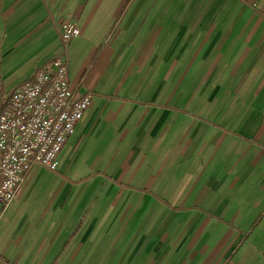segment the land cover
Listing matches in <instances>:
<instances>
[{
    "label": "crops",
    "instance_id": "0c3cea01",
    "mask_svg": "<svg viewBox=\"0 0 264 264\" xmlns=\"http://www.w3.org/2000/svg\"><path fill=\"white\" fill-rule=\"evenodd\" d=\"M69 21L92 98L0 215V264H264V0H0V93Z\"/></svg>",
    "mask_w": 264,
    "mask_h": 264
},
{
    "label": "built area",
    "instance_id": "2783aa9c",
    "mask_svg": "<svg viewBox=\"0 0 264 264\" xmlns=\"http://www.w3.org/2000/svg\"><path fill=\"white\" fill-rule=\"evenodd\" d=\"M73 21L59 24L61 52L31 80L0 93V215L13 202L34 167L56 171L58 152L90 104L66 79L67 46L78 36Z\"/></svg>",
    "mask_w": 264,
    "mask_h": 264
}]
</instances>
